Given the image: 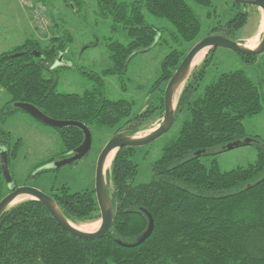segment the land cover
Returning <instances> with one entry per match:
<instances>
[{
	"label": "trees",
	"instance_id": "obj_1",
	"mask_svg": "<svg viewBox=\"0 0 264 264\" xmlns=\"http://www.w3.org/2000/svg\"><path fill=\"white\" fill-rule=\"evenodd\" d=\"M194 1L212 6V0ZM97 6L102 17H112L113 30L126 31L130 41L107 43L112 65L102 74H89L94 81L91 88L82 94L57 91L58 67L45 77L44 71L55 64L70 40L68 35H57L51 24L55 34L47 45L28 37L0 53V84L9 95L8 107L27 103L51 118L78 121L90 130L118 125L115 135L136 136L148 128L153 108L132 116L133 102L109 98L103 77H121L138 53L167 40L161 28L147 24L144 10L169 21L173 29L168 38L178 45L190 43L191 48L201 39L202 21L187 0H97ZM248 17L242 8L226 23L212 27L210 34L235 40ZM191 48H173L165 56L156 87L167 85ZM208 60L209 56L181 91L175 118L183 111L187 117L153 164L150 181L135 182L137 147H122L115 153L106 172L114 222L105 236L78 238L63 229L41 201L24 199L0 216V264H264V144L259 145V159L245 167L223 171L216 160L207 165L201 159L229 150V144H245L250 135L243 120L264 111V92L245 71L233 70L223 72L197 94ZM160 91L154 110L163 118L165 87ZM55 128L64 149L50 161H61L73 155L85 135L74 125ZM253 137L251 142L257 136ZM2 152L0 201L10 192L5 189ZM6 153L10 160L17 150ZM60 167L33 171L29 177ZM48 194L74 224L101 219L94 188L71 192L63 184ZM150 216L153 231L137 243L149 229Z\"/></svg>",
	"mask_w": 264,
	"mask_h": 264
},
{
	"label": "rangeland",
	"instance_id": "obj_2",
	"mask_svg": "<svg viewBox=\"0 0 264 264\" xmlns=\"http://www.w3.org/2000/svg\"><path fill=\"white\" fill-rule=\"evenodd\" d=\"M0 0V14L4 13L5 3ZM47 9L49 22L54 26L59 36L70 37L66 42V50L59 55L52 67L44 71L45 77H51L52 69L57 68L56 89L59 92L82 94L94 84L89 74H102L111 67L107 43L119 41L127 44L129 35L124 30H113L112 17H102L99 14L97 0H41ZM194 8L202 21L200 38L210 34L212 27L219 23H226L240 9L249 12L248 22L238 32L235 41H245L249 46H258L264 32V12L257 6L249 5L238 7L231 0H212L211 7H205L194 0H187ZM23 5V0H20ZM24 6V5H23ZM24 8H26L24 6ZM27 9V8H26ZM148 25L159 27L163 31L166 41L155 44L151 49L138 53L127 65L126 72L121 75H107L103 77L104 91L111 99H127L133 102L132 116L153 108L148 113V128L140 132L137 137H143L157 128L162 118L158 117L161 88L156 83L162 73V64L165 56L173 49H189L190 43L178 45L168 38L173 25L166 19L156 17L144 10ZM59 23V25H56ZM49 25L46 33H41L43 45H47L49 38L55 34ZM165 29V30H164ZM68 35V36H67ZM7 49V48H6ZM198 62L193 65L187 80L197 72L203 61L209 56L205 65L204 76L200 79L197 94H202L205 87L214 81L220 74L227 71L243 70L264 92V53L252 57L242 55L235 50L215 47L211 53L206 50ZM186 80V82H187ZM185 82V83H186ZM9 95L0 84V151L17 150L15 158L8 163L13 184L16 186L31 185L44 192L50 193L51 188H58L66 184L71 192L83 191L95 187L96 164L98 157L106 143L115 136L118 125L115 127L92 126V145L90 152L73 163H68L56 170H49L37 177L30 174L57 167L58 158L64 147L59 132L23 108L8 107ZM187 111L181 112L172 127L159 138L149 144L138 146L135 159L139 164L135 182H148L152 176V166L161 157L163 149L178 135L180 128L187 117ZM243 124L248 135L254 138L253 142L224 150L214 155L203 156L202 161L210 165L216 160L223 171L237 167H245L259 159V145L264 144V111L244 118ZM115 155V154H114ZM113 160V159H112ZM112 162V161H111ZM44 164V165H42ZM107 166L105 173L110 168ZM38 166H40L38 168ZM6 182V181H5ZM6 191L9 190L7 183ZM29 199L26 197L15 201ZM101 219L77 224L86 230L95 231L100 226Z\"/></svg>",
	"mask_w": 264,
	"mask_h": 264
},
{
	"label": "water",
	"instance_id": "obj_3",
	"mask_svg": "<svg viewBox=\"0 0 264 264\" xmlns=\"http://www.w3.org/2000/svg\"><path fill=\"white\" fill-rule=\"evenodd\" d=\"M233 2L241 5H254L257 6L264 12V0H232ZM215 47H223L237 51L238 53L250 56L264 53V32L262 34V39L258 46L255 49L246 47L245 44H241L235 40L230 38L213 34L208 35L198 42H196L192 48L188 51L184 59L179 64L178 68L172 75V77L167 82L164 91V116L162 118L161 124L155 128L149 134L143 137L137 136H127L123 134H117L113 136L102 149L96 164V174H95V194L97 197V202L101 212V222L99 228L95 231H83L74 227L71 222L63 215V213L58 208L55 203L53 197L43 190L31 186V185H21L16 186L13 184L11 173L9 172L7 166L9 163V159L6 151L3 150L1 154V162L3 167V175L7 185L10 188V192L7 193L0 201V216L3 214L5 210H7L11 203L17 198L19 195L26 194L31 199H37L41 201L46 208L49 210L53 218L56 222L65 230L69 231L72 235L82 238V239H97L105 236L113 226L114 216H113V208L112 203L110 201L107 184H106V173H105V163L109 155L122 147H138L142 145L149 144L155 139L159 138L165 132H167L173 125L175 121V96L178 86L181 82H183V87L187 80V77L191 70V64L193 62L194 57L199 53L202 49L208 48L210 51ZM183 89V88H182ZM182 91V90H181ZM181 92L177 97V101L179 99ZM20 108H23L29 111L36 118L41 120L42 122L52 126V127H65L68 125H74L80 127L84 131V141L83 143L72 152V156L70 158H66L57 163V167L67 164L71 161H75L81 159L85 156L88 151L91 149L92 145V135L91 130L81 122L72 121V120H61L55 119L47 116L45 113L41 112L35 106L27 104V103H17ZM253 139L246 138L244 140L245 144H249ZM239 143H232L227 146V148L232 149ZM154 221L150 216V224L148 231L138 240L137 243L144 241L146 238L150 236L153 231Z\"/></svg>",
	"mask_w": 264,
	"mask_h": 264
},
{
	"label": "crops",
	"instance_id": "obj_4",
	"mask_svg": "<svg viewBox=\"0 0 264 264\" xmlns=\"http://www.w3.org/2000/svg\"><path fill=\"white\" fill-rule=\"evenodd\" d=\"M5 3V8L0 14V53L8 51L21 44L28 37L41 38L43 33L34 27L28 7L21 4L20 0ZM7 48V49H6Z\"/></svg>",
	"mask_w": 264,
	"mask_h": 264
},
{
	"label": "built area",
	"instance_id": "obj_5",
	"mask_svg": "<svg viewBox=\"0 0 264 264\" xmlns=\"http://www.w3.org/2000/svg\"><path fill=\"white\" fill-rule=\"evenodd\" d=\"M23 3L28 7L31 13L34 27L46 33L50 22L45 4L40 0H23Z\"/></svg>",
	"mask_w": 264,
	"mask_h": 264
},
{
	"label": "bare ground",
	"instance_id": "obj_6",
	"mask_svg": "<svg viewBox=\"0 0 264 264\" xmlns=\"http://www.w3.org/2000/svg\"><path fill=\"white\" fill-rule=\"evenodd\" d=\"M246 45V47H248V48H252V49H255L257 46H255V47H252V46H249V45H247V44H245ZM208 48H204V49H202L199 53H197V55L194 57V59H193V62H192V64H191V68L193 67V65H196L195 63H197L198 62V59H200L202 56H204L203 54L205 53V51L207 50ZM182 88H183V82H181L180 83V85L178 86V89H177V91H176V96H175V104L177 103V97H178V95H179V93L181 92V90H182ZM114 154H115V151H113L110 155H109V157L107 158V161H106V163H105V166H104V169L106 170L108 167V165L111 163V161H112V159H113V157H114ZM23 197H28V195H26V194H22V195H19L17 198H15L14 199V201L11 203V205H13V204H15V201H17V200H19L20 198H23ZM71 224L74 226V227H76L77 229H79V230H83V231H91V230H86V229H84V228H82L81 226H78L77 224H74V223H72L71 222Z\"/></svg>",
	"mask_w": 264,
	"mask_h": 264
},
{
	"label": "flooded vegetation",
	"instance_id": "obj_7",
	"mask_svg": "<svg viewBox=\"0 0 264 264\" xmlns=\"http://www.w3.org/2000/svg\"><path fill=\"white\" fill-rule=\"evenodd\" d=\"M89 152H90V150L88 151V153H89ZM88 153H87V154H88ZM87 154H86V155H87ZM86 155H85V156H86ZM85 156H83V157H85Z\"/></svg>",
	"mask_w": 264,
	"mask_h": 264
}]
</instances>
